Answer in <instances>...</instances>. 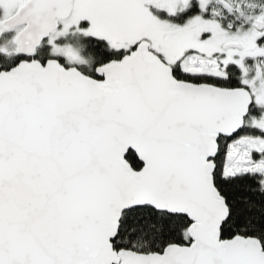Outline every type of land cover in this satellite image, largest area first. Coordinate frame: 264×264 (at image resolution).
Listing matches in <instances>:
<instances>
[{"label": "snow or ice", "instance_id": "6c2138e0", "mask_svg": "<svg viewBox=\"0 0 264 264\" xmlns=\"http://www.w3.org/2000/svg\"><path fill=\"white\" fill-rule=\"evenodd\" d=\"M0 264H264V0H0Z\"/></svg>", "mask_w": 264, "mask_h": 264}]
</instances>
